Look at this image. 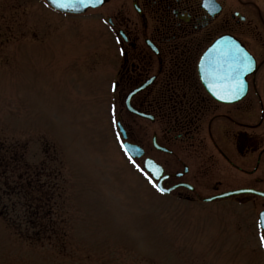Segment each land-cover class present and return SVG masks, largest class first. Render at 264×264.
<instances>
[{
    "label": "rangeland",
    "instance_id": "374dc122",
    "mask_svg": "<svg viewBox=\"0 0 264 264\" xmlns=\"http://www.w3.org/2000/svg\"><path fill=\"white\" fill-rule=\"evenodd\" d=\"M102 9L74 16L0 0V150L23 146L54 171L61 159L65 183L51 237L20 239L0 217V264H264L257 238L239 234L253 220L244 205L169 202L129 165L114 132L117 65Z\"/></svg>",
    "mask_w": 264,
    "mask_h": 264
},
{
    "label": "flooded vegetation",
    "instance_id": "af4514ba",
    "mask_svg": "<svg viewBox=\"0 0 264 264\" xmlns=\"http://www.w3.org/2000/svg\"><path fill=\"white\" fill-rule=\"evenodd\" d=\"M107 9L111 26L124 31L116 91L129 139L144 149L138 162H159L163 185L183 202H239L250 215L264 212V0H116ZM226 35L257 65L235 103L212 97L198 68ZM132 91L135 112L125 106ZM235 189L245 191L206 200ZM252 218L248 236L264 244V229L254 230L259 216Z\"/></svg>",
    "mask_w": 264,
    "mask_h": 264
},
{
    "label": "trees",
    "instance_id": "16d2710c",
    "mask_svg": "<svg viewBox=\"0 0 264 264\" xmlns=\"http://www.w3.org/2000/svg\"><path fill=\"white\" fill-rule=\"evenodd\" d=\"M0 150V214L15 232L31 242L42 241L44 232L50 237L59 231L53 218L57 198L62 197L63 183L59 182L61 170L53 171V177L44 180L45 163L31 165L21 150L10 146ZM18 173V181L13 183V172ZM27 177V178H25ZM17 195L23 201L10 202Z\"/></svg>",
    "mask_w": 264,
    "mask_h": 264
},
{
    "label": "water",
    "instance_id": "95a60500",
    "mask_svg": "<svg viewBox=\"0 0 264 264\" xmlns=\"http://www.w3.org/2000/svg\"><path fill=\"white\" fill-rule=\"evenodd\" d=\"M51 1H54V0H51ZM103 1L104 0H57V2H58L57 5H55L53 2L52 3L56 7L60 8L62 10H65V11L81 12V11H84L88 6H97V5H100ZM222 44L225 45V43H222ZM214 53H215V51H214ZM224 53H225V51H224ZM226 56H227V58L225 57L226 64L228 63L229 58H230L229 60L234 59L233 65H230L227 67H229V68L233 67V69H236V68L239 69V67L235 63V60H237V62L239 60L242 61L244 59L243 53L240 50L236 49V50H234V53H227ZM223 63H224V58L220 57V64L224 65ZM246 73H247V71L243 72V74L240 75V78H241L239 80L240 85L243 83V79H244ZM212 77H214L217 80L215 82V84L209 83V85L212 87V89L218 91L222 88V86H230L231 87V85H228V82H230V78L227 75L224 76V74L222 73V76H221V74H217V75L212 76ZM239 84H238V86H239ZM232 87H234V86H232Z\"/></svg>",
    "mask_w": 264,
    "mask_h": 264
},
{
    "label": "snow or ice",
    "instance_id": "6c2138e0",
    "mask_svg": "<svg viewBox=\"0 0 264 264\" xmlns=\"http://www.w3.org/2000/svg\"><path fill=\"white\" fill-rule=\"evenodd\" d=\"M221 98H223V97H221ZM262 239H264V238H262Z\"/></svg>",
    "mask_w": 264,
    "mask_h": 264
}]
</instances>
